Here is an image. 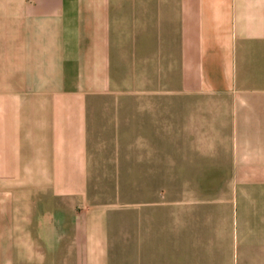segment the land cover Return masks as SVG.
I'll return each instance as SVG.
<instances>
[{
    "label": "crops",
    "instance_id": "1",
    "mask_svg": "<svg viewBox=\"0 0 264 264\" xmlns=\"http://www.w3.org/2000/svg\"><path fill=\"white\" fill-rule=\"evenodd\" d=\"M258 209L264 0H0V264H264Z\"/></svg>",
    "mask_w": 264,
    "mask_h": 264
},
{
    "label": "rangeland",
    "instance_id": "2",
    "mask_svg": "<svg viewBox=\"0 0 264 264\" xmlns=\"http://www.w3.org/2000/svg\"><path fill=\"white\" fill-rule=\"evenodd\" d=\"M164 150V148H163ZM162 150V151H163ZM120 180V179H119ZM198 180V179H196ZM116 181V179H115ZM203 183L205 187H203V194L204 197L202 198L205 201L209 202H202V204H215L214 201L221 195L223 190H226L232 179L230 178H217V177H209V178H203L199 180ZM120 183V181H119ZM161 190H162V202L165 205H168L169 203V195H168V179H161ZM121 192L119 193V197H121ZM145 197V198H144ZM149 202V199L147 196L141 197V201ZM213 201V203H211ZM142 203V202H141ZM144 205V204H142ZM230 205H235V199L231 201ZM256 220L258 222V225L264 223V209H258L256 214Z\"/></svg>",
    "mask_w": 264,
    "mask_h": 264
}]
</instances>
